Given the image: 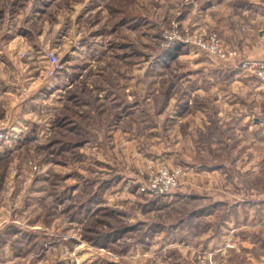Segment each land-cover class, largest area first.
I'll use <instances>...</instances> for the list:
<instances>
[{"label":"rangeland","instance_id":"rangeland-1","mask_svg":"<svg viewBox=\"0 0 264 264\" xmlns=\"http://www.w3.org/2000/svg\"><path fill=\"white\" fill-rule=\"evenodd\" d=\"M0 123V264H264V0H0Z\"/></svg>","mask_w":264,"mask_h":264},{"label":"built area","instance_id":"built-area-1","mask_svg":"<svg viewBox=\"0 0 264 264\" xmlns=\"http://www.w3.org/2000/svg\"><path fill=\"white\" fill-rule=\"evenodd\" d=\"M167 40L169 42V43L167 42V46L176 45L177 37L171 36ZM215 43L216 42H212V46L216 48L217 44H215ZM201 47L205 48V46H201ZM199 48H200V46H199ZM49 57H51V59L49 58V60H50L49 64L50 65L48 66L47 71L49 70V75L53 78V77H56V74L62 72L63 68L60 65V62H59L60 60H58V56L56 53H54V52L50 53ZM261 65L262 64H256L253 67L255 69H261ZM242 67L246 68V65H243ZM9 129H11V128L7 124L0 123V141L7 140V136H8L7 131ZM161 175H162V173H161ZM161 179H163V181H164L163 184H160L159 180L154 179L152 181V183L147 185V187L142 188V192H149L153 197H159V196L166 194V191H168L172 186H174V179H171L168 176H165L164 174H163Z\"/></svg>","mask_w":264,"mask_h":264},{"label":"crops","instance_id":"crops-1","mask_svg":"<svg viewBox=\"0 0 264 264\" xmlns=\"http://www.w3.org/2000/svg\"><path fill=\"white\" fill-rule=\"evenodd\" d=\"M19 42H21L22 44L23 43H27V42H22V41H19ZM18 43V42H17ZM29 43V42H28ZM37 44H40V42H37ZM201 113H204V111L203 110H199ZM220 114H222V113H220ZM220 114H218V117H221V115ZM203 114H201V117H200V120L199 121H201L202 122V120H203V128H202V130H205V128H206V126H209L210 124L209 123H207V120H206V118H205V116L203 115ZM202 117H204V119H202ZM205 121H206V123H205ZM256 122H257V124H258V121L256 120ZM209 124V125H208ZM197 168H201L200 166H197ZM214 168H217V167H212V166H208V170L209 171H211V170H213ZM211 172H214V170L213 171H211ZM201 175V172H199V170H197V176H200ZM202 208V206H197V212H199L200 211V209ZM200 219V216L197 214V220H199Z\"/></svg>","mask_w":264,"mask_h":264}]
</instances>
